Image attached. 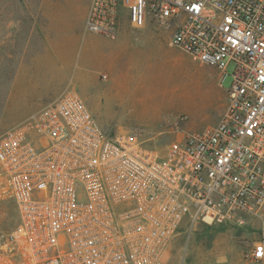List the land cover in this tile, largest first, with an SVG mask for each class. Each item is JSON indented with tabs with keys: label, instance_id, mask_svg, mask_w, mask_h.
Listing matches in <instances>:
<instances>
[{
	"label": "built area",
	"instance_id": "1",
	"mask_svg": "<svg viewBox=\"0 0 264 264\" xmlns=\"http://www.w3.org/2000/svg\"><path fill=\"white\" fill-rule=\"evenodd\" d=\"M124 22L169 31L216 70L217 122L157 146L139 130L110 135L65 88L0 134V204L17 213L16 228H0V264H163L182 226L262 216L264 0H91L83 31L116 40ZM241 264H264V230Z\"/></svg>",
	"mask_w": 264,
	"mask_h": 264
},
{
	"label": "rangeland",
	"instance_id": "2",
	"mask_svg": "<svg viewBox=\"0 0 264 264\" xmlns=\"http://www.w3.org/2000/svg\"><path fill=\"white\" fill-rule=\"evenodd\" d=\"M79 1L0 0V134L37 110L41 100L57 88L58 81L62 85L69 79L75 86L69 83L64 89L75 88L96 122L113 135L139 130L154 135L160 141L157 146H164L186 132L217 122L226 102L225 92L218 86V73L173 47L171 33L155 24L150 28L161 51L145 54L142 48L147 30H132L129 42L117 37L113 53L102 61L81 63L77 59L69 65L64 58L66 64L56 70L54 66L62 64V58L56 55L55 61L45 62L39 71L42 60L29 57L50 48L56 41L51 33L55 35L65 27L60 16L74 15L84 0ZM65 21L77 30L78 22L72 18ZM92 36L86 34L85 42ZM31 67L33 75L29 76ZM48 70L55 73L50 80V73L42 75ZM232 70L230 64L227 74ZM113 71L119 79L117 85L101 80V73L110 75ZM37 81L42 88L33 85ZM230 81L227 77L223 82L225 89ZM180 115L187 119L176 123ZM171 128L175 133H168ZM16 226L14 205L3 202L0 228L9 232ZM263 230L264 210L260 218H247L241 225L198 226L192 233L182 226L163 264H241L245 249Z\"/></svg>",
	"mask_w": 264,
	"mask_h": 264
},
{
	"label": "crops",
	"instance_id": "3",
	"mask_svg": "<svg viewBox=\"0 0 264 264\" xmlns=\"http://www.w3.org/2000/svg\"><path fill=\"white\" fill-rule=\"evenodd\" d=\"M76 1L80 2L79 0H76ZM90 1L91 0H84L80 6H77L75 9L74 15L64 14V17L60 16V18L61 19L63 18L62 20H64L65 22L64 24L65 27H62L63 29L61 30L55 31V35L51 33V36H54L56 38V41L49 45L50 48H48V46L44 47V51L42 54L43 56L37 54L36 56L33 55L29 57V59L31 60H42L43 64H41V66L39 65V68H40L39 71L43 70V66L45 65V62H51L55 57H57L56 55L60 56V59L62 58V64L57 63V66H54L55 67L54 69L57 70V67H63L66 64L65 60H67L69 65L74 63V60L76 61L77 59H78V62H81V63L87 62V61L92 62L94 60L102 61L110 56V54L108 53H113L112 51L115 45L114 44L115 42H113L114 40H111V41L108 40V42L105 43L107 41L106 39L93 35L92 38L87 43L85 42L86 34L83 31V24H84L85 16L88 12ZM68 18H72L76 22H78L76 26L77 30H74L75 25L65 21V20H68ZM150 26L151 24H147L142 29V30H147L146 38L144 40V46L142 48L145 54L149 53L150 51H154V52H158L159 50L161 51V48H159L158 44L155 41V35L153 34ZM131 31L132 29L129 27V25L124 22L119 26L118 37H120V39L123 42L127 43L129 42V34ZM150 42H153L152 46L149 45ZM32 70H33V67L30 68L29 76L33 75V73H31ZM52 73L53 72L51 70H48L45 73L43 72L42 75L45 77L46 75L49 74L50 75L49 80H50L51 77L53 76ZM37 74L38 73L36 72L35 75ZM102 75L106 76V79L104 80L101 79L103 81L110 80L115 85H117V83L119 82V79L117 78V73L114 71L111 72L110 75L106 73H101V76ZM69 80L64 82L62 85H60V81H58L57 88L55 90L53 89L54 92L52 91L53 93L49 95L48 98L47 97L43 98L37 110H35L34 112L38 111L39 109L47 106L52 101H54L60 95V93L64 90V87L67 84L70 83L74 85L73 81L71 79ZM33 85H36L37 88L38 87L42 88L41 81H37V83ZM34 112H32L31 114H33Z\"/></svg>",
	"mask_w": 264,
	"mask_h": 264
},
{
	"label": "trees",
	"instance_id": "4",
	"mask_svg": "<svg viewBox=\"0 0 264 264\" xmlns=\"http://www.w3.org/2000/svg\"><path fill=\"white\" fill-rule=\"evenodd\" d=\"M109 134L110 135H113L111 132H109ZM10 202V201H9ZM12 205H13V203L12 202H10ZM16 220H17V213H16ZM204 227H209V226H204Z\"/></svg>",
	"mask_w": 264,
	"mask_h": 264
}]
</instances>
